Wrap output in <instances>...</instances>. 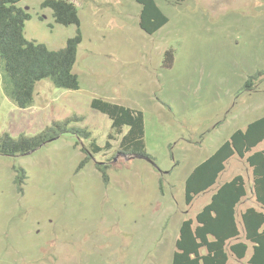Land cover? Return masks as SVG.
I'll use <instances>...</instances> for the list:
<instances>
[{"label": "rangeland", "instance_id": "obj_1", "mask_svg": "<svg viewBox=\"0 0 264 264\" xmlns=\"http://www.w3.org/2000/svg\"><path fill=\"white\" fill-rule=\"evenodd\" d=\"M42 1L19 4L31 16L25 38L60 50L77 27L56 24ZM67 1L80 18V88L44 79L33 104L19 109L0 72V138L35 136L73 117L80 120L71 127L90 136L68 132L32 153L0 155V264H172L182 223L195 220L216 189L187 205L186 179L235 131L264 117V0H155L168 23L153 35L139 27L136 0ZM256 73L255 89L245 91ZM94 99L143 113L152 160L115 155L121 136L111 143L112 122L91 108ZM92 142L112 147L95 154ZM97 163L109 165L108 183ZM236 175L249 189L252 172L239 158L217 184ZM249 206H257L251 193L238 212ZM251 252L244 260L229 252L228 264H248Z\"/></svg>", "mask_w": 264, "mask_h": 264}, {"label": "trees", "instance_id": "obj_2", "mask_svg": "<svg viewBox=\"0 0 264 264\" xmlns=\"http://www.w3.org/2000/svg\"><path fill=\"white\" fill-rule=\"evenodd\" d=\"M24 0H0V72L8 98L19 108H29L35 100L37 84L48 79L59 89L79 90L78 77L73 73L77 51L82 43L80 18L75 4L67 0H43L42 9L52 11L54 21L62 26H76L75 36L69 38L60 50H50L45 44L25 38V23L30 14L19 6ZM183 1V0H179ZM141 6L139 27L153 35L168 23V18L155 0H136ZM165 66L173 62L172 51L165 54ZM256 73L245 83V91L255 89ZM91 108L105 114L111 120L109 140L121 136L115 155L152 160L145 148V121L143 113L130 108L94 99ZM78 117L55 122L35 136L21 135L13 138L8 134L0 138V155L16 157L34 152L50 140L62 134L75 132L89 138L90 133L71 127ZM110 142L100 147L92 142L95 154L111 149ZM264 117L244 130L235 131L207 160L199 164L185 182V201L191 205L195 198L216 189L195 217L182 223L175 243L172 264H228L229 252L244 260L251 249L248 264H264ZM90 155V153H89ZM89 155L81 163L82 168ZM232 158L244 160L252 172L249 189L242 175L220 185L219 177ZM103 181L109 182V165L97 163ZM249 193L257 206H249L238 212V207Z\"/></svg>", "mask_w": 264, "mask_h": 264}, {"label": "water", "instance_id": "obj_3", "mask_svg": "<svg viewBox=\"0 0 264 264\" xmlns=\"http://www.w3.org/2000/svg\"><path fill=\"white\" fill-rule=\"evenodd\" d=\"M119 156V155H118ZM150 161V160H149Z\"/></svg>", "mask_w": 264, "mask_h": 264}]
</instances>
